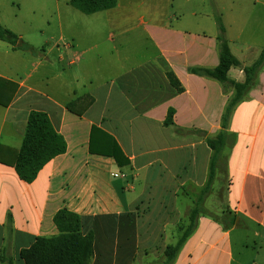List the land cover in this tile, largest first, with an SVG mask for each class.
<instances>
[{"label":"crops","instance_id":"0c3cea01","mask_svg":"<svg viewBox=\"0 0 264 264\" xmlns=\"http://www.w3.org/2000/svg\"><path fill=\"white\" fill-rule=\"evenodd\" d=\"M69 1L58 43L40 49L35 61L0 41V100L11 96L0 105L2 159L14 158L32 111L45 113L67 146L30 184L0 162V254L23 264L20 250L56 236L53 217L66 209L81 217L83 234L94 235L90 264H163L165 248L181 237L202 198L212 155L207 139L223 130L234 95L190 72L218 65V32H205L196 9L185 19L174 0H117L91 15ZM233 39L226 37L242 67L264 48L233 49ZM228 77L245 80L240 68ZM85 96L93 103L83 115L67 109ZM169 110L173 125L165 126ZM226 132L229 153L223 162L225 148L195 229L172 264H264V63ZM118 149L120 163L108 155Z\"/></svg>","mask_w":264,"mask_h":264},{"label":"trees","instance_id":"16d2710c","mask_svg":"<svg viewBox=\"0 0 264 264\" xmlns=\"http://www.w3.org/2000/svg\"><path fill=\"white\" fill-rule=\"evenodd\" d=\"M117 0H70L69 5L75 10L85 15L106 11L115 7ZM218 35L216 37L218 49V65L215 68H197L191 69L194 75L206 77L219 82L224 91L234 90L233 97L229 100L222 119L223 130L214 138L207 139V145L212 151L209 164V178L206 186L201 192L202 198L198 205L191 211L189 224L183 231L181 237L174 245L167 246L164 250L165 261L163 264H172L182 245L191 235L196 226V220L201 213L200 204L203 196L209 193L212 185L215 171L219 164V159L225 150L231 135L226 132L227 124L231 112L235 105L239 103L254 85L259 70L264 63V48L258 59L250 66L242 67L239 60L232 54L225 37V27L222 18L215 17ZM0 41L12 46L14 49L37 55L36 50L31 45L24 43L16 34L0 24ZM231 68H240L245 76L243 83L236 82L228 77ZM169 84L177 93L182 92V88L171 73H167ZM0 100V105L6 106L7 101ZM93 103L89 96L81 97L67 105V109L79 116L83 115L85 110ZM81 106L76 109V106ZM165 126L173 125V110H169L164 121ZM94 129V128H93ZM66 143L61 135L55 130L48 116L39 111H32L27 117L22 144L18 151L14 152V158L2 159L0 162L10 165L14 168L18 177L25 183H32L41 169L55 157L62 155L66 151ZM117 149V148H116ZM9 150V149H8ZM10 152V151H9ZM117 154L109 153L116 162L120 163V157L123 154L118 149ZM8 154V153H7ZM6 155V154H5ZM11 153L9 154V156ZM125 159V158H124ZM126 160V159H125ZM128 164L127 160L124 161ZM12 222L11 215L7 216V224ZM53 223L58 234L53 237H38L29 248L20 250L19 259L23 264H90L93 256L94 235L92 232L83 234L81 217L76 213L66 209L59 210L53 217ZM1 264H13V260L4 254H0Z\"/></svg>","mask_w":264,"mask_h":264},{"label":"rangeland","instance_id":"374dc122","mask_svg":"<svg viewBox=\"0 0 264 264\" xmlns=\"http://www.w3.org/2000/svg\"><path fill=\"white\" fill-rule=\"evenodd\" d=\"M184 4L174 0V7L181 5L185 19L196 9L200 12L207 34L217 31L215 17L219 15L227 25L228 40L231 47L247 49L249 53L264 46V0H192ZM201 1V2H199ZM65 7L64 0H0V24L12 28L22 35V41L36 50L48 49L58 43V20ZM184 19V20H185ZM23 52V51H22ZM27 53V52H26ZM32 61L38 56L31 54ZM229 147L223 155L225 162ZM226 183L225 169L221 168ZM226 184L223 186L225 191ZM225 194V193H224ZM249 234V233H247ZM239 231L232 234L233 239Z\"/></svg>","mask_w":264,"mask_h":264}]
</instances>
